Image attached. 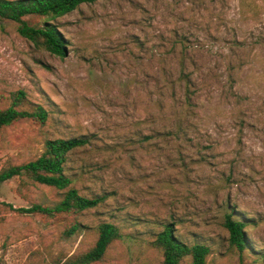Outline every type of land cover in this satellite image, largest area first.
<instances>
[{"label": "rangeland", "instance_id": "1", "mask_svg": "<svg viewBox=\"0 0 264 264\" xmlns=\"http://www.w3.org/2000/svg\"><path fill=\"white\" fill-rule=\"evenodd\" d=\"M240 1L82 4L50 21L63 56L34 49L0 19V109L21 91L19 110L47 114L41 125L0 131V170L34 160L45 140L84 137L66 174L82 195L107 196L80 216L45 218L20 210L52 207L59 193L20 178L1 183L0 264H69L112 214L121 237L94 264H161L149 245L160 223L208 245L205 264H264V45H254L264 39V0ZM181 60L193 84L188 111ZM224 209L246 224L241 253L227 244ZM73 222L82 228L65 236Z\"/></svg>", "mask_w": 264, "mask_h": 264}, {"label": "trees", "instance_id": "2", "mask_svg": "<svg viewBox=\"0 0 264 264\" xmlns=\"http://www.w3.org/2000/svg\"><path fill=\"white\" fill-rule=\"evenodd\" d=\"M97 0H0V19L16 23L17 35L29 42L34 49L49 54L63 56V41L56 33L54 25L50 21L62 17L76 10L82 4H91ZM242 1V2H241ZM241 5L245 0H241ZM40 17L42 22L38 26H29L27 18ZM236 43V42H235ZM254 45L263 46L264 39L260 36L255 39ZM231 66L226 69L228 81L231 82ZM183 60L180 62L177 73V81L184 86L183 108L188 111L191 107L189 89L193 87L190 74L185 72ZM24 101V94L17 91L10 97V105L0 109V131L20 121H32L43 124L47 114L40 106H33L32 111L19 110L18 107ZM179 124L175 126V134L179 132ZM89 140L84 137L56 138L45 140L42 153L34 160L17 166H8L0 170V184L12 178L26 180L31 185L45 186L59 193V201L52 207L33 204L22 213L38 215L45 218H63L66 216L77 217L84 211L95 209L106 200V195L84 196L74 187V178L68 176L67 164L69 155L76 149L89 145ZM12 210L10 205H6ZM114 215H108L107 220L101 221L95 227L96 239L92 247L76 256L69 264H94L99 262L107 247L119 239L118 227L112 221ZM221 226L227 234V244L238 253L248 248L244 229L246 224L240 218H235L233 210L224 209L221 218ZM135 223V222H134ZM159 231L152 233L149 245L162 254L161 264H179L184 258H189V264H205V259L210 253L209 246L203 243L193 242L187 244L174 234L173 225L160 223ZM82 226L73 222L62 233L70 236L80 230ZM261 255L260 258H263Z\"/></svg>", "mask_w": 264, "mask_h": 264}]
</instances>
